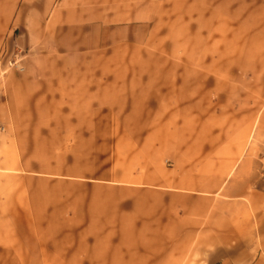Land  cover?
Instances as JSON below:
<instances>
[{
  "label": "rangeland",
  "instance_id": "374dc122",
  "mask_svg": "<svg viewBox=\"0 0 264 264\" xmlns=\"http://www.w3.org/2000/svg\"><path fill=\"white\" fill-rule=\"evenodd\" d=\"M136 1L149 29L69 50L40 0H0V264L262 247L264 0Z\"/></svg>",
  "mask_w": 264,
  "mask_h": 264
},
{
  "label": "crops",
  "instance_id": "0c3cea01",
  "mask_svg": "<svg viewBox=\"0 0 264 264\" xmlns=\"http://www.w3.org/2000/svg\"><path fill=\"white\" fill-rule=\"evenodd\" d=\"M40 12L54 15V23H48L44 36L50 47L78 50L79 46L110 45L117 39H134V31L146 27L149 19L139 17L144 6L128 0H40ZM143 15V14H142ZM133 32V33H132ZM129 35V36H130ZM255 196L253 195V198ZM264 198V192H262ZM260 218L262 247L256 250L252 264H264V204Z\"/></svg>",
  "mask_w": 264,
  "mask_h": 264
}]
</instances>
